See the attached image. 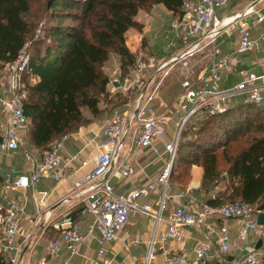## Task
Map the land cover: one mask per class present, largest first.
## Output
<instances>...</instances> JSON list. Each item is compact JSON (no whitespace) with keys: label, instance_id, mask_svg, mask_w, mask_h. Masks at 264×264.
<instances>
[{"label":"built area","instance_id":"obj_1","mask_svg":"<svg viewBox=\"0 0 264 264\" xmlns=\"http://www.w3.org/2000/svg\"><path fill=\"white\" fill-rule=\"evenodd\" d=\"M238 1L186 0L181 18L171 23L174 41L169 43V49L186 45V53L192 55L215 44L223 33L236 27L239 34L238 53L264 55V33L258 37L251 35L252 31L264 25V0L249 2L238 16L236 11L217 20L218 10L227 9ZM29 62L25 47L16 61L0 68V155L20 152L29 163L26 174L6 172L0 186V255L8 263L19 264L30 246L37 242L36 229L61 217L54 228L60 231L62 244L51 241L37 264H49L63 251L69 252L70 259L80 256L82 247L92 241H96L98 250L91 264H115L114 259L108 256L110 246L122 241L121 235L132 219L143 215L151 220L152 236L141 264H207L215 258L214 250L220 257H233L232 264H262L264 254L261 249H256V245L263 241L264 246V226L257 221L264 212L240 201L217 207L201 203L191 187L172 194L171 177L184 129L194 119L208 113L224 114L237 105L233 104L235 100L242 105L256 104L264 108V72L248 73L241 69L240 60L214 47L207 72L193 81H184L178 104L165 116H160L155 105L158 89L156 73L173 61L160 63L154 57L147 61L139 59L132 69L131 81L122 77L120 69L114 70L109 78L113 87L126 92L129 83L135 80L139 85L147 73L154 72L140 90L133 108H113L103 122L67 133L46 150L29 151L25 136L29 120L24 111L29 92L22 82ZM225 74L239 75L242 80L226 89H211L210 86L219 82ZM33 80L35 83L36 79ZM74 136H87L94 144L97 152L94 167L72 185L71 196L55 205L78 206V209L54 215L52 205H47L48 192L42 191L35 192V215L29 216L24 191L35 190L43 180L60 183L66 179L68 170L79 163V155L68 159L60 155ZM143 150L151 151L162 162L158 174L146 184L132 185L127 192L117 194L112 179L118 175L127 181L135 179ZM16 192H23L22 197L15 196ZM143 199L146 201L142 202ZM172 200L178 202L177 206L165 215ZM85 216H91L92 221L84 234L80 218ZM26 222L31 224L28 232L24 229ZM227 222L238 223L236 240ZM162 224L166 225V229L159 233ZM187 228H205L208 234L197 242L192 253L168 249L171 242H185ZM139 243V240L128 242L126 251L132 244ZM239 251V257L231 256Z\"/></svg>","mask_w":264,"mask_h":264},{"label":"trees","instance_id":"obj_2","mask_svg":"<svg viewBox=\"0 0 264 264\" xmlns=\"http://www.w3.org/2000/svg\"><path fill=\"white\" fill-rule=\"evenodd\" d=\"M185 1L46 0L37 26L31 29L26 20L31 0H0L1 66L16 61L25 47L30 57L22 82L29 92L24 111L32 146L43 151L63 135L77 131L86 120L84 108L92 117H102L105 112L100 109L101 96L107 93L109 84L103 67L114 53L121 58L122 70L134 68L137 56L126 46V34L131 29H142L136 20L139 12L163 5L174 17L181 18ZM32 79L36 82L30 83ZM263 115L264 108L256 104H237L224 114L201 117L193 146L203 156L199 164L203 169V192L210 195L213 183L229 182L225 190L206 200L208 205L240 201L264 212ZM258 116L263 117L255 121ZM253 128L258 136L236 140ZM220 148L228 164L227 178H222L215 153ZM188 174L189 169H184L177 180ZM173 178L174 174L171 182ZM229 257L207 264H232ZM262 261L264 264V255ZM0 264L10 263L0 255Z\"/></svg>","mask_w":264,"mask_h":264},{"label":"crops","instance_id":"obj_3","mask_svg":"<svg viewBox=\"0 0 264 264\" xmlns=\"http://www.w3.org/2000/svg\"><path fill=\"white\" fill-rule=\"evenodd\" d=\"M243 11V10H242ZM242 11H237L240 13ZM233 14V13H232ZM176 17L168 11L163 5L155 6L150 12L140 11L136 20L137 22L142 25V29L139 31L137 29H131L126 34V46L128 47L129 51L137 56V53L148 51L150 56L158 59L163 62H171L179 59L183 54L186 53L187 46L186 45H178L175 49H169V43L174 41V33L171 30V23L174 21ZM264 33V25L259 28L258 30L252 31L251 35L253 37H258ZM223 35V34H222ZM221 35V36H222ZM220 36V37H221ZM217 39L216 43L211 45V54L214 47L219 48L223 54L232 55L236 60L241 61V69H244L248 73H256L261 74L264 72V55L260 53H251V54H240L239 51V34L236 31V41L232 44H229L225 47H222V44H219V39ZM145 44V48L144 47ZM207 49V48H206ZM195 54V53H194ZM194 54L189 55L184 58H193ZM194 59H188L185 63L187 67L191 65L189 71H193L194 69ZM122 68V61L118 55H114L110 57V59L105 63L103 67L104 74L106 77L109 78L112 75V72L116 69ZM206 70H203L198 77L206 73ZM122 72V70H121ZM197 77V78H198ZM231 77H238L239 83L242 80V77L239 75H223L221 80L229 82ZM221 82V81H220ZM235 83L234 85H236ZM234 85H221L219 89H213L214 85L210 86L213 90H222ZM124 92L118 91L116 87H113L111 83L108 84L107 93L103 95L106 99L111 101L112 97H117ZM107 100V101H108ZM105 107L100 104L101 110H106ZM108 107V106H107ZM158 112V111H157ZM91 115V114H90ZM88 118V117H87ZM104 117L97 120L95 123L103 122ZM37 150L36 148H34ZM21 155L24 158V155L20 152H15L9 155L10 158H15V156ZM61 156L68 159L71 156L79 155V163H75L73 165L74 169H70L67 172V177L60 183H55L51 180H43L41 181L34 189H29L24 191L28 201L26 202V209L27 214L29 216L35 215V192H48L47 196V205L51 206L54 210V215L59 216L60 214L65 213L66 211H75L78 209L77 207L70 208V205L65 204H58L55 203L60 202L63 198L71 196L72 185L77 182L78 180L82 179L88 172H90L94 167V158L97 155L95 150L94 144L91 143L89 137L87 136H74L65 146V149L60 153ZM82 164V166H81ZM80 169L76 170L78 167ZM162 167V162L156 159V156L149 150H143L141 152V156L139 158V167H138V174L135 179L132 181L124 180L119 175L115 176L112 179V183L115 187L117 194H123L127 192L132 185L140 186L146 184L149 179L154 177L158 174L160 168ZM29 169V163L24 168L17 169L16 167H8L4 170H0V186L3 181V177L6 172L14 171L16 174H26ZM193 182L189 187L193 189V194L198 198L201 203H206V200L211 196L205 194L201 191V175H202V168L193 167L192 169ZM177 188L174 184H172V194H175ZM23 192H16L14 195L17 197H22ZM146 200H142L145 202ZM75 202V201H73ZM177 201L172 200L169 202V211L165 214L168 215L173 211V209L177 206ZM55 205V206H54ZM56 216V217H57ZM57 221H61V217L57 220L51 221L44 226L40 225L36 231V240L37 242L33 243L29 250L25 253L22 261L19 264H37L38 260L41 256H43L46 252V249L51 241H57L58 243L62 244V237L60 231L54 228V224ZM82 224V231L85 234L91 224L92 218L91 216H85L80 218ZM228 226L231 229V234L234 240H236L237 231L239 228L238 223L236 222H227ZM31 228V224L26 222L24 225V229L28 232ZM166 229V225L162 224L159 228V233L164 232ZM185 234L187 236L186 240L182 244H178L175 242H171L168 244L167 248L173 250L175 252L180 253H192L196 244L199 240L203 239L208 233L205 228L200 230H195L193 228H187L185 230ZM122 241L115 243L110 246L109 250V258L114 259L115 264H141L145 259L146 252H147V244L152 236V223L147 217L143 215H138L134 219H132L130 225L128 226L126 232L122 233ZM134 240H139V244H132L130 246L129 251H126L125 245ZM134 246H142L143 248V257H139V254H135L133 252ZM264 247V246H263ZM98 246L96 241H92L89 245L82 247L80 251V256H75L70 259V254L68 251H63L60 255L52 258L49 264H91L92 259L96 258L97 256ZM264 252V248L262 249ZM214 259H220V255L214 250ZM235 258L240 256L239 252H234L231 254Z\"/></svg>","mask_w":264,"mask_h":264},{"label":"rangeland","instance_id":"obj_4","mask_svg":"<svg viewBox=\"0 0 264 264\" xmlns=\"http://www.w3.org/2000/svg\"><path fill=\"white\" fill-rule=\"evenodd\" d=\"M45 1L46 0H31L30 3V11L26 15V20L31 25V29H35L39 22V17L41 16V13L43 12L45 8ZM253 0H239L235 5H232L231 7L227 9H221L217 11V20H221L224 16L228 17L232 15V13L236 11H242V9L245 7L246 4L251 2ZM178 17H176L177 19ZM34 26V27H33ZM39 30L42 29V26L38 27ZM236 31L237 28L234 27L230 29L227 33H223V35L219 39V44H222V47H225L229 44H232L236 41ZM238 32V31H237ZM145 48V44L144 47ZM207 49H204L202 51L196 52L194 54L193 58H183L175 62L169 63V65L162 71L156 73L157 79H156V86H157V96H156V101L155 105L158 111V114L160 116H165L169 111L174 109V107L178 104L180 95L183 93V88L182 84L186 80H195L199 74L203 71L206 70L212 60V54H211V49L212 46L206 47ZM115 54L112 53L110 57H113ZM151 54H149L148 51L140 52L137 53L136 61L139 59H142L144 61H147L150 57ZM110 59V58H109ZM188 59H194V69L193 71H189V67L185 65V63L188 61ZM161 63V61H160ZM2 64H0V68ZM122 70V68H121ZM154 74V72L150 71L147 73L145 78L143 79V82L139 85H137L136 82H132L128 84L127 91L124 92V94L119 95L120 97H112L110 100L107 101V99L103 96H101V103L107 110L102 111L104 115L102 118L114 107L115 108H120L122 110L127 109L129 106L134 107L138 97L140 90L147 84V80L151 78V76ZM122 77L124 79H130L132 77V69H124L122 70ZM34 80L32 79L30 83H34ZM221 81V82H220ZM219 82H215L213 89H219L221 88V85L227 86V85H234L239 81L238 77H231L230 81L227 82L226 84L224 83V80H220ZM211 85V86H212ZM211 88V87H210ZM233 104H239V100H235ZM83 114L86 118L85 122L80 125V127H88L90 125H93L97 120L101 119V117H92L90 115V112L87 108H84ZM264 116V115H263ZM263 116H258L255 117V121H259L261 117ZM88 117V118H87ZM203 119V118H202ZM201 117L196 118L193 120L192 123H190L183 132L181 142L178 148V153H177V158L174 164V168L172 171V174H174V178L172 179V183L177 187V188H185L191 185L193 182V175H192V169L193 167H199L201 168L200 161L202 160V154L199 153L198 149L193 146L194 141L197 139L198 134L195 133L199 129L200 121L202 120ZM195 126V129L193 128ZM79 127V128H80ZM196 130V131H195ZM26 145L28 147L29 151H32L34 147L32 146L30 136H29V130L26 132ZM170 136V134H169ZM250 136H258V133L254 131V128L250 130L249 133H246L244 135H241L240 137L236 138V140L244 141ZM235 141H233L230 145L227 146V151L231 149L235 145ZM40 151V150H38ZM223 148L215 150V153H217L219 157V169L223 173V177H226V172L228 169V164L226 163L225 159L223 158ZM28 165L27 159L22 157L21 155L15 156V158H10L8 156H2L0 155V170H4L8 167H16L17 169L24 168ZM188 170L189 169V174L188 176L184 177L181 179V181L177 180V175L178 173L182 172L183 170ZM202 176H203V169H202V175H201V185H200V190L203 191L202 189ZM229 185V182L220 180L218 183H213V189L212 192L210 193L211 195H216L222 190H225L226 187ZM264 248V247H263ZM262 250V249H261ZM263 251V250H262ZM133 252L135 254H139V257H143V248L142 246H134L133 247ZM264 254V252H262Z\"/></svg>","mask_w":264,"mask_h":264},{"label":"water","instance_id":"obj_5","mask_svg":"<svg viewBox=\"0 0 264 264\" xmlns=\"http://www.w3.org/2000/svg\"><path fill=\"white\" fill-rule=\"evenodd\" d=\"M187 56H189V53L183 54L181 57H179V59H176L175 61L183 59L184 57H187ZM175 61H173V62H175ZM257 221H258V224L260 226H264V213H262L258 216ZM262 247H263V241H259L258 244L256 245V249L260 250V249H262ZM229 261H233V257H229Z\"/></svg>","mask_w":264,"mask_h":264},{"label":"bare ground","instance_id":"obj_6","mask_svg":"<svg viewBox=\"0 0 264 264\" xmlns=\"http://www.w3.org/2000/svg\"><path fill=\"white\" fill-rule=\"evenodd\" d=\"M243 11H244V9H243ZM243 11H242V12H243ZM242 12H240V13H237V14H236V16H238V15H239V14H241ZM234 18H235V17H234Z\"/></svg>","mask_w":264,"mask_h":264}]
</instances>
